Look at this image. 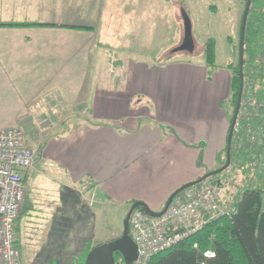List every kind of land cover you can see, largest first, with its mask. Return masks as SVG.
I'll return each instance as SVG.
<instances>
[{
  "label": "crops",
  "instance_id": "0c3cea01",
  "mask_svg": "<svg viewBox=\"0 0 264 264\" xmlns=\"http://www.w3.org/2000/svg\"><path fill=\"white\" fill-rule=\"evenodd\" d=\"M206 1L199 19L192 0H0L1 23L50 25L0 27V131L53 121L38 160H50L59 182L96 193L103 208L143 201L161 211L176 189L215 170L226 147L233 73L230 61L218 66L217 42L211 75L203 49L171 52L184 25L173 22L161 59L149 35L168 25L159 8L171 2L181 24L185 3L191 19L231 33L239 0ZM120 48L127 58L112 65Z\"/></svg>",
  "mask_w": 264,
  "mask_h": 264
},
{
  "label": "rangeland",
  "instance_id": "374dc122",
  "mask_svg": "<svg viewBox=\"0 0 264 264\" xmlns=\"http://www.w3.org/2000/svg\"><path fill=\"white\" fill-rule=\"evenodd\" d=\"M185 1L188 4V0ZM211 1H215L213 4H216V0ZM222 1L228 3H231V1L237 2V0ZM192 2L195 4V8H193L194 10L191 9V11L195 12L191 13L199 16V19H205L208 11L206 7L207 1L192 0ZM244 3L245 0H239L241 9L231 33L230 24H224L223 27L214 26L204 22L198 23L196 19H191L193 35L196 38V48L193 54L197 55L184 52H180L177 55H180L179 57H197L202 54L203 46L201 41L212 38L217 42L218 66L225 68L229 61L238 66V44H240V26L241 16L245 7ZM182 6L189 15V9H186L185 3H182ZM160 11L163 13L167 11L166 14H169L168 25H165L164 29L159 28L157 33L150 31L149 35L152 34L154 36V56L161 59L168 52H164L165 46L167 44L171 45L176 35V28L173 22H178L180 32L183 29V24H181L182 19H178L180 15L176 13L175 4L172 2L168 3V5L164 3L163 7L159 8ZM212 14L216 15V11H213ZM173 17L176 19H173ZM229 36L236 43L237 50L235 52L228 41ZM173 49H171V52ZM120 50L121 48L113 51L114 54L109 57L112 65L114 61H124L127 58V56L119 54ZM146 51L151 53L150 49ZM145 58L149 59L151 57ZM216 66L210 68L209 73L211 75L215 72ZM231 99L223 105V108L228 110V117L231 116L234 109ZM52 122L38 118L34 121H28L27 126H22L27 143L38 151V158L41 155L43 157L46 155L45 150L43 151V144L47 142V137L52 136L51 129L53 126L50 124ZM222 156V161L218 162L216 169L224 163L225 155L223 154ZM37 160L33 168L29 170L31 173L27 179L28 192L25 206H27L29 214L20 220L17 229V239L22 252V264H73L85 252L84 249L88 242L95 247L115 240L122 235L124 219L128 212L125 211V207L116 211L111 207H101L96 193L87 194V191L81 192L75 186L68 188L64 180L62 179L59 182V178L57 179V176L53 173L54 170L50 168L53 164L49 162V159H42L41 157L38 160L39 162ZM233 165L229 169L227 168V171L221 172L222 174L216 175V178H211L214 183L216 179L220 178L225 184L224 187L219 188L220 198L231 210L238 199L237 196L243 185L251 183L264 186V171L259 172L253 169L252 172V170L247 169L246 173L244 170V173H241ZM66 193L72 196L69 197ZM73 195L75 196L73 197ZM95 224L98 226L96 227Z\"/></svg>",
  "mask_w": 264,
  "mask_h": 264
},
{
  "label": "built area",
  "instance_id": "2783aa9c",
  "mask_svg": "<svg viewBox=\"0 0 264 264\" xmlns=\"http://www.w3.org/2000/svg\"><path fill=\"white\" fill-rule=\"evenodd\" d=\"M255 57L253 75L243 78L232 148L257 151L264 167V84L258 86L256 79L262 75L264 81V44ZM37 159L38 151L27 143L22 127L0 131V264H22L17 229L27 201L26 178ZM211 178L176 195L161 217H151L139 208L132 212L130 235L137 245V258L129 264H150L155 255L174 247L203 223L231 215Z\"/></svg>",
  "mask_w": 264,
  "mask_h": 264
},
{
  "label": "trees",
  "instance_id": "16d2710c",
  "mask_svg": "<svg viewBox=\"0 0 264 264\" xmlns=\"http://www.w3.org/2000/svg\"><path fill=\"white\" fill-rule=\"evenodd\" d=\"M245 0V3L246 4ZM243 15V13H242ZM242 21V16H241ZM44 23H1L0 27H45ZM241 28V27H240ZM233 51L237 50L236 43L228 37ZM264 44V0H252L248 16L245 44H244V77L253 75L256 53L261 51ZM240 44H238L239 56ZM203 54L209 68L216 66V41L207 39L203 43ZM174 56V55H173ZM172 57V55H171ZM227 67L232 71L231 100L235 109L240 89L239 63L235 66L230 62ZM257 85L263 86V76L256 77ZM234 109L230 116L232 122ZM229 132V131H228ZM228 137V134H227ZM227 141V138H226ZM254 151V152H253ZM257 153V155H255ZM223 167L227 161L226 147ZM258 152L231 150V164L241 173L247 169L262 172L264 167L258 160ZM232 167V168H233ZM217 168V169H219ZM226 169L225 171H227ZM224 171V172H225ZM223 173V172H222ZM222 173L217 174L220 175ZM244 173V172H243ZM216 175L212 178H216ZM216 185L224 187L222 180L216 179ZM225 183V182H224ZM240 195V196H239ZM230 216L221 217L214 221L205 222L195 233L181 240L174 247L155 255L150 264H264V186L248 183L243 185L237 196ZM25 206L20 220L29 214ZM91 243H87L85 252L73 264H85L88 253L92 250ZM213 253L207 257L206 253ZM117 262L124 264L121 254L116 253Z\"/></svg>",
  "mask_w": 264,
  "mask_h": 264
},
{
  "label": "water",
  "instance_id": "95a60500",
  "mask_svg": "<svg viewBox=\"0 0 264 264\" xmlns=\"http://www.w3.org/2000/svg\"><path fill=\"white\" fill-rule=\"evenodd\" d=\"M252 5V0H247L241 21L240 28V48H239V75H240V89L237 97L236 106L233 113L232 122L230 124L227 142H226V153H227V161L226 164L213 171L207 172L202 177L190 181L178 189H176L169 197L166 202L165 207L161 211H155L149 207V205L143 201H135L129 208L126 217L124 219V228L123 233L120 237L110 242H105L99 244L92 248V250L88 253L86 257L85 264H121V262H117L115 259V254H121L124 264H129L137 258V245L135 244L133 238L130 235V217L132 212L139 208L148 214L151 217H161L169 208L173 198L181 193L182 191L191 188L203 180L213 177L223 171H225L231 164V150H232V138L235 127V122L237 119L241 99H242V87H243V78H244V44H245V33L247 27L248 16L250 13ZM182 17H183V25H184V35L183 40L179 46L173 49L172 53H188L193 54L196 48V42L193 35V27L190 16L187 14L184 8H182Z\"/></svg>",
  "mask_w": 264,
  "mask_h": 264
},
{
  "label": "bare ground",
  "instance_id": "6f19581e",
  "mask_svg": "<svg viewBox=\"0 0 264 264\" xmlns=\"http://www.w3.org/2000/svg\"><path fill=\"white\" fill-rule=\"evenodd\" d=\"M254 152V151H253ZM255 155H257V153L255 154ZM259 160V159H258ZM178 244V243H177ZM210 253V252H209Z\"/></svg>",
  "mask_w": 264,
  "mask_h": 264
}]
</instances>
